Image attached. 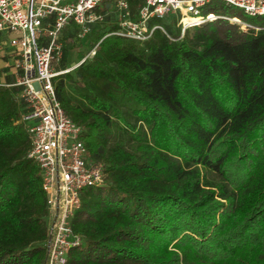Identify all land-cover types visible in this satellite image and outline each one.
<instances>
[{
	"label": "trees",
	"instance_id": "trees-1",
	"mask_svg": "<svg viewBox=\"0 0 264 264\" xmlns=\"http://www.w3.org/2000/svg\"><path fill=\"white\" fill-rule=\"evenodd\" d=\"M127 1L137 20L143 0ZM114 3L85 38L63 33L60 71L79 47L95 55L54 79L106 172L83 192L68 264H264V16L215 11L248 28L217 20L183 37L176 18L154 19L166 33L139 42L115 34ZM16 83H0V264H44L47 201Z\"/></svg>",
	"mask_w": 264,
	"mask_h": 264
},
{
	"label": "built area",
	"instance_id": "built-area-1",
	"mask_svg": "<svg viewBox=\"0 0 264 264\" xmlns=\"http://www.w3.org/2000/svg\"><path fill=\"white\" fill-rule=\"evenodd\" d=\"M106 0H0V35L4 46L15 49L20 59L15 69L22 75L16 86L28 113L23 117L31 148L29 159L40 168L48 208L44 264H68L69 254L83 237L73 229V219L82 206L84 190L106 184L103 163L94 161L82 139L83 127L73 122L57 99L54 79L73 69L57 70L63 56L62 36L71 25L85 38L91 26L103 17L95 11ZM239 9L249 17L264 16V0H143L137 20L127 0H115L118 36L144 42L156 30L166 33L154 19L177 20L181 37L187 30L217 20L248 28L239 19L215 11ZM95 51H93V56ZM2 84H0L1 86Z\"/></svg>",
	"mask_w": 264,
	"mask_h": 264
},
{
	"label": "crops",
	"instance_id": "crops-1",
	"mask_svg": "<svg viewBox=\"0 0 264 264\" xmlns=\"http://www.w3.org/2000/svg\"><path fill=\"white\" fill-rule=\"evenodd\" d=\"M0 39H3V37L0 35ZM8 50V51H6ZM5 52V53H4ZM4 52L2 53L0 51V54H3L4 61L3 65H0V83H5L6 78L8 77L9 79H15V82L19 81L21 79L20 73H18L14 67L15 62L14 60L10 59L8 54H17L15 52V49L9 48V47H4ZM5 54V55H4Z\"/></svg>",
	"mask_w": 264,
	"mask_h": 264
},
{
	"label": "rangeland",
	"instance_id": "rangeland-1",
	"mask_svg": "<svg viewBox=\"0 0 264 264\" xmlns=\"http://www.w3.org/2000/svg\"><path fill=\"white\" fill-rule=\"evenodd\" d=\"M68 30L66 29L64 32H67ZM67 40H65V38L63 37L62 38V43L64 44V47H65V45H67V46H69L70 44H68L69 42L67 41ZM4 42H5V40L4 39H0V51L3 53L4 52V47H6V46H4ZM6 51H8V50H6ZM82 51H84L83 53H85L86 52V47L85 46H82V47H79L78 48V50H77V54L75 55V63H74V65L70 68V69H73V68H76V67H78V66H80L81 64H83L84 62H85V60L87 59V58H91V57H93V51L92 52H89V53H86L87 55V57H84V55L83 54H81L82 53ZM5 53V52H4ZM3 54H0V65L2 64L3 65V62L5 61L4 60V58H3V56H2ZM5 55V54H4ZM9 55V57H10V59H12V60H14V62H16V61H18L19 59H20V56L18 55V54H8ZM6 62V61H5ZM4 62V63H5ZM57 70H60V69H62L60 66H57L56 65V67H55Z\"/></svg>",
	"mask_w": 264,
	"mask_h": 264
}]
</instances>
